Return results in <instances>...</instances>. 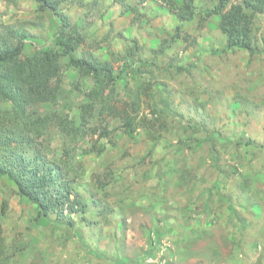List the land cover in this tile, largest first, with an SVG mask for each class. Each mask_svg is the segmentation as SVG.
Segmentation results:
<instances>
[{"label": "rangeland", "instance_id": "obj_1", "mask_svg": "<svg viewBox=\"0 0 264 264\" xmlns=\"http://www.w3.org/2000/svg\"><path fill=\"white\" fill-rule=\"evenodd\" d=\"M53 1L86 38L77 55L108 63L110 77L94 100V77L68 59L60 67L64 114L74 126L89 107L95 117L76 139L56 125L35 140L49 161L40 197L61 199L55 208L0 176L9 264H264V14L250 51L227 47L220 15L208 14L219 0ZM58 23L36 0H0V38L25 34L18 68L53 45ZM125 110L151 131H130ZM51 170L69 198L47 184Z\"/></svg>", "mask_w": 264, "mask_h": 264}, {"label": "trees", "instance_id": "obj_2", "mask_svg": "<svg viewBox=\"0 0 264 264\" xmlns=\"http://www.w3.org/2000/svg\"><path fill=\"white\" fill-rule=\"evenodd\" d=\"M36 1L42 10H51L53 15L59 18L53 45L49 48H35L25 58V66L18 68L14 65V61L24 54L25 34L19 36L14 43H10L3 35L0 38V176L13 181L19 195L26 197L47 212L50 208H55L61 199L45 201L40 197V186L44 184L42 170L49 161L45 159V152L35 142L36 138L49 137L50 127L57 125L58 129H62L68 138L76 139L82 133L84 124L95 117V113L89 107L82 112L78 125L74 126V122L69 121L70 119L64 114V107L61 104L63 89L61 79L58 78L63 60L68 59V64L81 74L95 78V87L87 94L94 100L105 94L104 85L107 77H110V67L106 62L94 61L91 57L77 55L76 50L86 38L81 35L78 25L74 26L68 15L64 13L63 2ZM230 3V0H219L214 9L208 10V14L220 15V29L226 34L228 48L254 51L253 20L257 13L264 14V0H243L242 3L235 5H230ZM180 31L179 28L177 36ZM33 100L50 105L42 112L31 111L30 108L24 107ZM110 101L106 98L103 108L109 109ZM1 103L7 105L1 106ZM110 110L113 111L111 108ZM124 112L127 115L125 126L130 131H135L141 126L151 131L150 123L148 124L145 118L139 120L135 115L129 117L127 110ZM211 149L215 154L217 153L214 145ZM56 163H52L54 166L52 170L55 168L59 171L60 168H57ZM52 170L47 184L56 186L58 194L62 196L64 189L57 186L55 179L57 171ZM63 176L65 174H61L60 183L64 182ZM71 193L72 191L67 189L62 197L69 198ZM74 200L76 202L72 204L73 209H75V204H80L81 210L86 209V203L78 199ZM204 205L210 212V202ZM7 208L8 202L4 200L2 213H5ZM233 212L236 213L235 207H232ZM235 215L237 220L241 218L239 214ZM3 242V237L0 236V264H9L12 247Z\"/></svg>", "mask_w": 264, "mask_h": 264}]
</instances>
